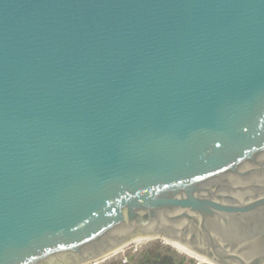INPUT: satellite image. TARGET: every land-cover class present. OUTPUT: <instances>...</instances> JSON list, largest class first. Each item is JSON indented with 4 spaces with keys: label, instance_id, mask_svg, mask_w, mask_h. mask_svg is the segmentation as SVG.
Returning a JSON list of instances; mask_svg holds the SVG:
<instances>
[{
    "label": "water",
    "instance_id": "1",
    "mask_svg": "<svg viewBox=\"0 0 264 264\" xmlns=\"http://www.w3.org/2000/svg\"><path fill=\"white\" fill-rule=\"evenodd\" d=\"M138 239L264 264V0H0V264Z\"/></svg>",
    "mask_w": 264,
    "mask_h": 264
},
{
    "label": "trees",
    "instance_id": "2",
    "mask_svg": "<svg viewBox=\"0 0 264 264\" xmlns=\"http://www.w3.org/2000/svg\"><path fill=\"white\" fill-rule=\"evenodd\" d=\"M125 256L126 262L121 257L110 259L103 264H197L185 252L164 243L161 239L152 240L137 251H128Z\"/></svg>",
    "mask_w": 264,
    "mask_h": 264
},
{
    "label": "rangeland",
    "instance_id": "3",
    "mask_svg": "<svg viewBox=\"0 0 264 264\" xmlns=\"http://www.w3.org/2000/svg\"><path fill=\"white\" fill-rule=\"evenodd\" d=\"M155 240V239H154ZM152 240H146V239H140L139 241H134L128 245H126L124 248H122L121 250H119L117 253H115L114 255L110 256L109 258L100 261L98 264H103L106 261L113 259V258H121L124 255H126V253L128 251H134L135 248H140L143 247L145 244H147L148 242H150ZM187 256L191 259H193L197 264H205L206 262L201 261L200 259H198L194 254H192L191 252L187 251ZM191 264V263H190Z\"/></svg>",
    "mask_w": 264,
    "mask_h": 264
},
{
    "label": "bare ground",
    "instance_id": "4",
    "mask_svg": "<svg viewBox=\"0 0 264 264\" xmlns=\"http://www.w3.org/2000/svg\"><path fill=\"white\" fill-rule=\"evenodd\" d=\"M140 239H138V240H135V241H139ZM175 245H177L178 246V248L180 249V250H182L183 252H185L186 254H187V251H189V252H191L192 254H194L198 259H200L201 261H203V262H208V258H206V257H204V256H201V255H199V254H196V253H194V252H192L191 250H189L188 248H186L185 246H183L182 244H179V243H175Z\"/></svg>",
    "mask_w": 264,
    "mask_h": 264
},
{
    "label": "built area",
    "instance_id": "5",
    "mask_svg": "<svg viewBox=\"0 0 264 264\" xmlns=\"http://www.w3.org/2000/svg\"><path fill=\"white\" fill-rule=\"evenodd\" d=\"M138 249H139V248H135V249H134V251H137ZM123 261H124V262H126V261H127V258H126V256H125V255L123 256Z\"/></svg>",
    "mask_w": 264,
    "mask_h": 264
}]
</instances>
